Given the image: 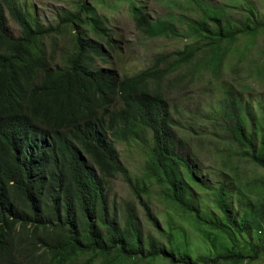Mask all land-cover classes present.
Segmentation results:
<instances>
[{"label": "trees", "instance_id": "obj_1", "mask_svg": "<svg viewBox=\"0 0 264 264\" xmlns=\"http://www.w3.org/2000/svg\"><path fill=\"white\" fill-rule=\"evenodd\" d=\"M126 1L143 37L181 35L187 43L121 79L97 66L108 63L104 45L114 48L109 20L97 6L81 0L77 10L44 26L18 0H0V264H21L18 242L30 252L39 249L43 264H264V200L252 201L247 186L230 191L223 179L216 201L221 216L202 215L191 199V182L201 181L163 88L185 70L221 77L238 41L249 37L255 44L264 25L252 9L238 22L231 5L206 0L176 2L188 11L153 21L141 2ZM10 19L20 27L19 36L11 33ZM260 25L261 32L254 28ZM68 32L70 54L63 66L53 67L46 40ZM258 69L264 76V64ZM235 95L229 93L227 110L220 112L225 130L262 167L264 147L258 157L254 136L262 132L264 109L258 126L248 109L247 117L241 114ZM116 143H137L144 150L137 178ZM117 176L134 197L121 212L108 190ZM156 187L171 212L193 227L202 254H191L185 228L160 227L145 200ZM230 202H236V211ZM138 207L166 243L145 241Z\"/></svg>", "mask_w": 264, "mask_h": 264}, {"label": "rangeland", "instance_id": "obj_2", "mask_svg": "<svg viewBox=\"0 0 264 264\" xmlns=\"http://www.w3.org/2000/svg\"><path fill=\"white\" fill-rule=\"evenodd\" d=\"M27 8L35 20L49 26L56 24L60 16L68 11L77 10L81 0H18ZM97 6L100 14L109 19V27L113 29V49L104 45L108 52V63L98 62V67L109 68L119 78L133 76L152 67L158 54H169L183 49L187 43L184 37L165 36L147 39L137 30L128 9L126 0H100V4L92 0H85ZM141 2L147 15L157 21L167 14L179 15L187 12L188 8H181L176 2L186 0H134ZM214 5H231L230 13L238 22L245 20L247 11L252 9L257 22L264 25V0H206ZM261 25L254 26L263 31ZM10 31L19 36L21 29L9 20ZM71 34L68 32L57 39L47 38L48 59L53 67L63 66L70 54ZM249 37L240 39L234 56H228V64L221 77H216L207 70L193 74L185 70L173 76L163 88L168 102L174 110L179 123L180 137L185 142V150L191 165L196 168V175L201 183H192L191 199L199 207L202 215L207 217L221 216L217 206V187L227 179L230 191H241L240 187H250L252 201H263L264 166L253 161V152L248 148L242 149L232 141L231 135L225 127L221 111L227 110L229 93L235 92L238 103L241 105V114L246 116L247 111L259 120V113L264 109V76L258 75L259 66L264 64V32L257 37L255 44H251ZM54 42V43H53ZM241 51V52H240ZM240 63V65H239ZM179 75V76H178ZM178 76V77H177ZM186 78V80H185ZM211 117V121L206 119ZM247 117V116H246ZM247 131L250 134L251 121L246 119ZM259 126V125H258ZM255 133L254 140L256 153L261 156L264 143V125ZM133 178L140 176L145 163V152L137 143H116ZM263 148V149H262ZM224 179V180H223ZM226 181V180H225ZM258 185V188L256 186ZM215 187L213 190L212 188ZM227 189V186H226ZM261 189L262 191H259ZM109 196L117 211H122L126 202L134 199L131 190L123 176L109 180ZM146 203L152 209L153 215L158 219L162 229L185 228L190 233L189 244L192 246V255L203 253L201 240L194 233L193 227L185 224L175 213L172 207L165 204L163 194L155 188ZM235 211L236 202H230ZM139 221L143 230L145 241H154L156 244L166 243L157 229L152 227L141 207H138ZM27 244L18 242L16 245V258L21 264H43L41 251L28 250ZM211 251V248H209Z\"/></svg>", "mask_w": 264, "mask_h": 264}, {"label": "clouds", "instance_id": "obj_3", "mask_svg": "<svg viewBox=\"0 0 264 264\" xmlns=\"http://www.w3.org/2000/svg\"><path fill=\"white\" fill-rule=\"evenodd\" d=\"M99 12V11H98ZM108 19V18H107ZM109 20V19H108ZM108 27H109V24H108ZM111 28V27H110ZM113 30V29H112ZM63 36V35H62ZM58 37H60V36H58ZM58 37H54V39H57ZM69 41H70V39H69ZM71 44V43H70ZM48 46V45H47ZM70 49H71V45H70ZM67 61V60H66ZM97 66H98V62H97ZM56 67H58V66H56Z\"/></svg>", "mask_w": 264, "mask_h": 264}]
</instances>
